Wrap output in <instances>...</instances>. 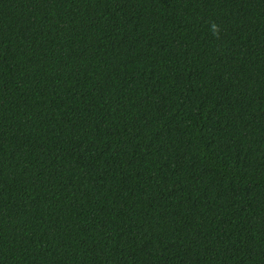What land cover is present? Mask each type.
<instances>
[{
    "label": "trees",
    "instance_id": "trees-1",
    "mask_svg": "<svg viewBox=\"0 0 264 264\" xmlns=\"http://www.w3.org/2000/svg\"><path fill=\"white\" fill-rule=\"evenodd\" d=\"M0 264H264V0H0Z\"/></svg>",
    "mask_w": 264,
    "mask_h": 264
}]
</instances>
